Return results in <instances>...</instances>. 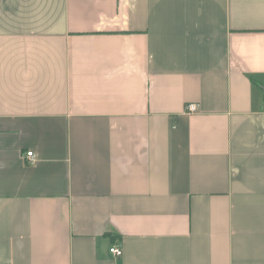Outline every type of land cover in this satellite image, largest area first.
I'll use <instances>...</instances> for the list:
<instances>
[{"label": "crops", "instance_id": "0c3cea01", "mask_svg": "<svg viewBox=\"0 0 264 264\" xmlns=\"http://www.w3.org/2000/svg\"><path fill=\"white\" fill-rule=\"evenodd\" d=\"M263 104L264 0H0V264H264Z\"/></svg>", "mask_w": 264, "mask_h": 264}, {"label": "built area", "instance_id": "2783aa9c", "mask_svg": "<svg viewBox=\"0 0 264 264\" xmlns=\"http://www.w3.org/2000/svg\"><path fill=\"white\" fill-rule=\"evenodd\" d=\"M196 109H197V106H196L195 104H188V105H186V108H185V110H186V112H187L188 114H192V113H194V112L196 111ZM262 112L264 113V104H263ZM26 158H29L30 161L33 162V155H32V153H27V154H26ZM109 252H110V254H111L113 257H120L121 254H122L121 249H119V248H117V247H112V248H110V249H109Z\"/></svg>", "mask_w": 264, "mask_h": 264}]
</instances>
